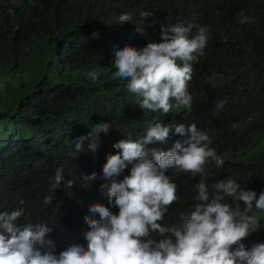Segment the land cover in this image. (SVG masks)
Here are the masks:
<instances>
[{
	"label": "trees",
	"instance_id": "1",
	"mask_svg": "<svg viewBox=\"0 0 264 264\" xmlns=\"http://www.w3.org/2000/svg\"><path fill=\"white\" fill-rule=\"evenodd\" d=\"M242 10L254 23L239 22ZM145 11L152 15L142 17ZM122 13L131 21L118 24ZM177 23L206 27L209 41L193 64L191 110L162 115L141 108L142 97L128 90L126 80L113 78L114 50L159 42L161 27ZM89 72L98 78L93 81ZM225 99L217 112L216 103ZM101 121L111 127L100 132L98 149L90 151L85 140L76 154L74 141ZM156 123L172 126V133L165 143L147 147L167 150L176 140L183 143L187 137L174 126L195 124L211 135L210 147L225 161L222 168L209 161L205 175L196 177L167 170L180 199L163 224L179 223L181 213L193 210L201 179L210 193L215 182L229 177L257 196L264 191V0H0V212L22 208L18 224L49 225L46 239L57 255L74 243L86 246L90 206L119 211L100 187L107 182V156L120 151L113 145L141 139ZM59 168L63 182L73 181L70 189L51 188ZM92 172L96 179L87 181ZM224 202L237 203L230 197ZM260 215L261 228L243 241L247 248L264 243Z\"/></svg>",
	"mask_w": 264,
	"mask_h": 264
},
{
	"label": "clouds",
	"instance_id": "2",
	"mask_svg": "<svg viewBox=\"0 0 264 264\" xmlns=\"http://www.w3.org/2000/svg\"><path fill=\"white\" fill-rule=\"evenodd\" d=\"M141 15L148 17L152 13L145 11ZM239 18L240 23H254L243 10ZM131 19L128 13H122L118 24ZM160 35L159 42L149 41L140 49L128 45L116 48L112 76L127 81L128 90L142 97L138 104L143 109L162 115L172 113L173 109L190 111L193 97L188 84L193 77V64L205 55L208 29L177 23L162 26ZM88 75L95 81L99 73ZM210 79L215 87V74ZM226 103V99L218 101L217 112ZM110 127L106 121L93 125L87 136L74 141L75 153L83 151L85 140H90L88 149L95 152L100 132L107 133ZM172 130V126L156 123L147 128L141 139H121L113 145L120 151L107 156L102 168L107 182L100 187L111 206L119 211L114 213L100 203L90 206L92 215L84 217L89 226L84 232L86 246L74 243L57 255L50 250L53 241L46 239L52 231L49 225L18 224L22 208L0 212V264H264V243L251 248L243 243L261 228L264 191L257 196L233 178L215 182L213 193L201 179L196 185L198 195L193 210L181 213L179 223H162L169 208L180 199L177 184L167 175L169 168L176 174L190 173L196 177L205 175L209 161L217 168L225 163L210 147L211 135L198 130L195 124L174 126L176 134L187 137L183 143L176 140L167 150L147 147L165 143ZM125 169H129L128 174L116 179ZM84 178L95 180L96 173ZM63 181L64 170L59 168L51 188L73 186L72 180ZM226 197L237 202L235 207L224 202ZM51 199L45 197L44 202L49 204ZM97 213L99 219L93 218ZM45 245L49 250H44Z\"/></svg>",
	"mask_w": 264,
	"mask_h": 264
}]
</instances>
